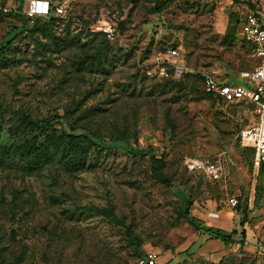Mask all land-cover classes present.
<instances>
[{"label":"rangeland","instance_id":"374dc122","mask_svg":"<svg viewBox=\"0 0 264 264\" xmlns=\"http://www.w3.org/2000/svg\"><path fill=\"white\" fill-rule=\"evenodd\" d=\"M49 1L65 13L25 36L30 0H0V43L16 33L0 51V264H264V168L241 140L256 105L211 97L200 77L243 83L258 60L242 22L264 23V0H170L160 14L161 0ZM115 139L164 157L170 184L150 155L102 144ZM191 156H219L222 179L189 171ZM109 207L114 220L97 211ZM186 211L237 240L245 228V243L201 234Z\"/></svg>","mask_w":264,"mask_h":264},{"label":"built area","instance_id":"2783aa9c","mask_svg":"<svg viewBox=\"0 0 264 264\" xmlns=\"http://www.w3.org/2000/svg\"><path fill=\"white\" fill-rule=\"evenodd\" d=\"M64 13L65 8L61 3L53 5L49 0H30L25 15L31 25L36 18L61 16ZM242 26V35L252 47V54L258 60L257 66L242 73L243 83H231L220 79L215 73L204 72L203 89L226 103L248 101L256 105L259 121L257 125L242 131L241 140L243 145L252 148L253 168L259 170L264 164V23L257 12L249 11ZM100 29L110 40L116 39L115 28L108 22H104ZM172 53L177 55L176 50H172ZM160 70L161 74L168 75L165 66ZM185 164L189 171L203 174L212 181H218L224 176V167L219 156L213 158L191 156L186 158ZM229 202L232 207L239 203L236 196L231 197ZM156 256L150 252L142 264H155Z\"/></svg>","mask_w":264,"mask_h":264},{"label":"trees","instance_id":"16d2710c","mask_svg":"<svg viewBox=\"0 0 264 264\" xmlns=\"http://www.w3.org/2000/svg\"><path fill=\"white\" fill-rule=\"evenodd\" d=\"M169 1L170 0H161L156 6L157 13L160 14L163 11L164 7L168 4ZM19 9H20V7H19ZM18 13H20V11H18ZM54 20H56V17L53 15L49 16V18H40L39 17V18H36L34 20V22L30 25L29 20L26 18V21L22 27L21 33H23L25 36H27V34L29 35L31 32L37 30L41 24H49V23L53 22ZM122 25H123V23H122ZM15 35H16V33H14L12 36H10L8 39H6L5 42L0 43V51L4 50L8 46V44L15 37ZM200 77L202 78V75H200ZM205 93L211 97H214L212 94H209L207 92H205ZM17 115H19V117L21 118L20 125L24 126V127L48 125L51 123V119H34L31 116L24 114V113H17ZM91 138L93 140L95 139V137H91ZM102 144L106 145V147H116V148L124 149L128 153H131V154L137 155V156L150 155V158L152 161V171H153L154 177L162 183H165L167 185L170 184L169 180L164 176V174L159 171L160 169L164 168V166L166 164L165 158L164 157H161V158L157 157L155 155L153 149H151V148L145 149V148L135 147V146L130 145L127 141H125L123 139H115V140H112L110 142L103 141ZM250 149L252 150V148H250ZM253 156H254V152H253ZM252 165H253V158H252ZM263 168H264V164L261 165L259 172ZM258 203H259V199L257 198V204ZM238 207H239V204L235 208H238ZM97 211L100 214L107 216V217H110L113 220L116 219V215H115V212L112 209V207L101 208V209H98ZM184 215L189 219V221L194 226H196L201 231V234L207 235L211 239H218V240L225 241V242H239L241 244L245 243V240H244V238L246 236V229L245 228H243L240 232L242 235V238L237 240L236 237L239 234V231L237 229H233V230L229 231V230H225V229H222L219 227L206 225V224L202 223L201 221L197 220L195 217L190 216L187 211L185 212ZM244 219H246V213L244 214ZM243 222H245V220H243ZM127 233H128V235L133 236V231H132L131 226L127 227ZM195 243L196 242H193V244H191L190 247L191 248L194 247ZM190 247H189V249H190Z\"/></svg>","mask_w":264,"mask_h":264}]
</instances>
